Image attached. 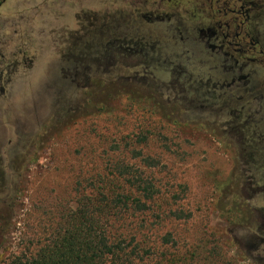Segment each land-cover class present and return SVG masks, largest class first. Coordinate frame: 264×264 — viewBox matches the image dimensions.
<instances>
[{
  "label": "rangeland",
  "instance_id": "obj_1",
  "mask_svg": "<svg viewBox=\"0 0 264 264\" xmlns=\"http://www.w3.org/2000/svg\"><path fill=\"white\" fill-rule=\"evenodd\" d=\"M215 1L0 0V264L121 166L154 188L125 227L156 249L264 264V58L223 13L253 4L264 46V0Z\"/></svg>",
  "mask_w": 264,
  "mask_h": 264
},
{
  "label": "trees",
  "instance_id": "obj_2",
  "mask_svg": "<svg viewBox=\"0 0 264 264\" xmlns=\"http://www.w3.org/2000/svg\"><path fill=\"white\" fill-rule=\"evenodd\" d=\"M98 184L88 195L77 191L74 208L59 207L58 218L42 226L37 245L11 256L8 264H192L185 255L171 257L159 249L163 245H151L143 234L148 230L145 221L125 227L131 218L154 212V188L136 170L116 167ZM6 231L0 209V247ZM167 238L163 243L170 242Z\"/></svg>",
  "mask_w": 264,
  "mask_h": 264
},
{
  "label": "flooded vegetation",
  "instance_id": "obj_3",
  "mask_svg": "<svg viewBox=\"0 0 264 264\" xmlns=\"http://www.w3.org/2000/svg\"><path fill=\"white\" fill-rule=\"evenodd\" d=\"M206 1H208V3H210L211 7H213V5L215 4L214 3L215 0H206ZM219 1L220 0H218V2ZM228 1H231V0H228ZM234 1L239 2L240 0H234ZM215 2H217V1H215ZM223 5H224V8H223L224 16H227V14H233V15H237L236 18L241 20V21L237 20V22L239 24L236 25L235 30L237 32L233 35L234 39H239V37L242 35H244V40L248 39V44L243 45L242 48L239 49L240 53L253 54V55L259 54L260 57L264 58V50L261 48V46L258 44V42L256 40L254 41L252 38H250L251 37L250 35H252V32L250 30L252 28V26L249 22L250 21L249 14L251 13V11H253L255 9L254 5L253 4L251 5V7H252L251 9L247 8L246 5L235 7L234 9H230V8H228L229 6H228L227 2L223 3ZM218 13H222V12H218ZM227 28H228V26L225 25V28H223V30H226ZM218 30H222V28L218 27ZM200 33L205 35L203 33V31H200ZM206 35L208 38L212 37L210 32H208ZM221 38L223 40L229 39V35L227 33H225V31H224V33L221 34ZM235 46L241 47V45H239V44H235ZM0 79H1V77H0ZM243 79L244 78L242 77V80ZM1 92H2V89L0 88V93Z\"/></svg>",
  "mask_w": 264,
  "mask_h": 264
},
{
  "label": "crops",
  "instance_id": "obj_4",
  "mask_svg": "<svg viewBox=\"0 0 264 264\" xmlns=\"http://www.w3.org/2000/svg\"><path fill=\"white\" fill-rule=\"evenodd\" d=\"M258 42V44L261 46V48L264 50V46L263 44L261 43V41L258 39L256 40ZM263 153H264V150H263ZM262 187H264V185H262Z\"/></svg>",
  "mask_w": 264,
  "mask_h": 264
}]
</instances>
